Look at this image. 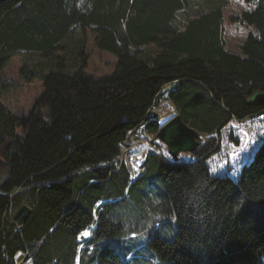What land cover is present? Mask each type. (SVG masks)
Here are the masks:
<instances>
[{
  "label": "trees",
  "instance_id": "1",
  "mask_svg": "<svg viewBox=\"0 0 264 264\" xmlns=\"http://www.w3.org/2000/svg\"><path fill=\"white\" fill-rule=\"evenodd\" d=\"M226 23L247 29L236 49ZM88 31L112 74L85 71ZM20 54L38 56L22 74L43 92L18 114L1 72ZM256 91L264 0L1 3L0 264H264V140L237 179L208 165L230 122L264 115ZM171 113L200 133L177 159L156 138ZM136 141L153 147L139 176Z\"/></svg>",
  "mask_w": 264,
  "mask_h": 264
},
{
  "label": "rangeland",
  "instance_id": "2",
  "mask_svg": "<svg viewBox=\"0 0 264 264\" xmlns=\"http://www.w3.org/2000/svg\"><path fill=\"white\" fill-rule=\"evenodd\" d=\"M240 6L244 7L243 3H240ZM236 8L235 10L238 11L239 5ZM226 25L229 26L227 23ZM228 32L229 45L236 49L238 43L246 36L247 29L243 26L232 25L229 26ZM87 48L91 53V59L85 68L88 74L102 78L115 71L118 63L117 56L96 48L90 31L87 32ZM38 61L39 58L36 55L20 54L15 56L1 72L3 81L8 84L6 91L2 92L1 99L15 113L29 112L35 99L43 92V82L40 78L27 82L24 80V74H22V69L25 66L31 68ZM174 116L175 113L166 115L163 125ZM263 140L264 115L251 118L245 122L233 120L222 131L221 151L208 160L211 174L237 179L242 168L253 160ZM151 147L146 142L142 145L143 150ZM142 149L134 143V151L129 159L133 157V161L136 162L138 158L144 157L146 149L144 151ZM183 156H187V154L184 153ZM129 159L128 162L131 163Z\"/></svg>",
  "mask_w": 264,
  "mask_h": 264
},
{
  "label": "water",
  "instance_id": "3",
  "mask_svg": "<svg viewBox=\"0 0 264 264\" xmlns=\"http://www.w3.org/2000/svg\"><path fill=\"white\" fill-rule=\"evenodd\" d=\"M9 0H0V4ZM249 105L264 106V91H256L246 98ZM156 138L168 147L170 155L177 159L181 153H193L199 145L200 133L187 125L181 115L177 114L159 130ZM32 210L23 204L13 216V221L22 225L30 216Z\"/></svg>",
  "mask_w": 264,
  "mask_h": 264
},
{
  "label": "built area",
  "instance_id": "4",
  "mask_svg": "<svg viewBox=\"0 0 264 264\" xmlns=\"http://www.w3.org/2000/svg\"><path fill=\"white\" fill-rule=\"evenodd\" d=\"M145 144V142L144 141H136L135 142V145H139V146H142V145H144ZM146 149V148H145ZM144 149V150H145ZM151 149H153V147H151V148H149V149H146L145 150V154L143 155L144 157H140V158H138L137 160H136V158H134V160H136V162L135 161H133V157L131 158V159H129V157H130V154H129V152H130V148L129 147H124V149H123V154L125 155L124 157L126 158V160H127V162H128V159L130 160V162L132 163V162H134L135 163V166H136V168H135V166H134V168L132 167V166H129V168H130V171L132 172V174L134 175V176H139V175H142L143 173H144V168H143V163H144V161H145V159H146V157H147V154H148V152H150V150ZM143 150V149H142ZM143 150V151H144ZM138 160H140V161H138ZM138 162V163H137ZM135 169H137V170H135Z\"/></svg>",
  "mask_w": 264,
  "mask_h": 264
},
{
  "label": "clouds",
  "instance_id": "5",
  "mask_svg": "<svg viewBox=\"0 0 264 264\" xmlns=\"http://www.w3.org/2000/svg\"><path fill=\"white\" fill-rule=\"evenodd\" d=\"M157 264H158V262H157Z\"/></svg>",
  "mask_w": 264,
  "mask_h": 264
}]
</instances>
